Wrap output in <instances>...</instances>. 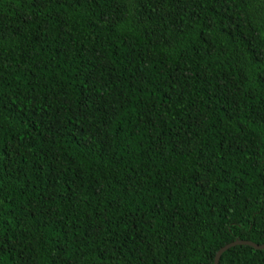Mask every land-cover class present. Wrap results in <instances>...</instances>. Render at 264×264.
<instances>
[{
    "label": "trees",
    "instance_id": "16d2710c",
    "mask_svg": "<svg viewBox=\"0 0 264 264\" xmlns=\"http://www.w3.org/2000/svg\"><path fill=\"white\" fill-rule=\"evenodd\" d=\"M237 240L264 245V0H0V264Z\"/></svg>",
    "mask_w": 264,
    "mask_h": 264
},
{
    "label": "water",
    "instance_id": "95a60500",
    "mask_svg": "<svg viewBox=\"0 0 264 264\" xmlns=\"http://www.w3.org/2000/svg\"><path fill=\"white\" fill-rule=\"evenodd\" d=\"M236 246H250L256 250H264V245H258V244L251 242V241L237 240L233 243L226 245L225 247H223L222 249H220L218 251L216 258H215V264H220V260L223 256V254L225 252H227L228 250H230L231 248H234Z\"/></svg>",
    "mask_w": 264,
    "mask_h": 264
}]
</instances>
